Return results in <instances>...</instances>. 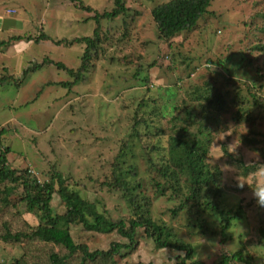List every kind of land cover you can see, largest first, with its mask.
<instances>
[{
	"label": "rangeland",
	"instance_id": "374dc122",
	"mask_svg": "<svg viewBox=\"0 0 264 264\" xmlns=\"http://www.w3.org/2000/svg\"><path fill=\"white\" fill-rule=\"evenodd\" d=\"M82 1L94 11L81 9L73 0H0V78H9L0 81V129L7 131L0 138V151L10 148L8 165L29 170L41 182L48 181L57 168L67 185L95 202L100 211L128 220L132 211L127 197L108 184L116 156L124 152L123 167L138 169L136 177L129 172L127 178L141 180L136 192H145L152 218L172 224L192 242L193 259L212 264L223 252L245 248L256 263H264V206L257 204L251 188L257 179H264V102L256 105L251 96L247 102L250 92L264 99V0H212L209 12L194 29L169 40L160 38L151 12L169 0H124L130 7L126 13L100 21L107 37L102 36L98 53L92 57L88 79L62 86L59 82L74 77L55 62L78 68L86 44L58 45L55 41L93 35L95 11L115 7L114 0ZM42 32L52 40L26 39ZM18 36L24 38L15 39ZM42 62L40 69L24 77L26 68ZM205 84L228 92L227 99L236 98L238 103L230 101L222 113L205 110L192 100L191 93ZM243 105L251 120L238 122ZM186 108L195 121L188 127L191 142L196 139L205 146L206 161L222 172V204L235 208L242 203L243 217L232 223L225 239L209 231L193 232L196 229L184 211L173 215L171 209L180 200L169 198L172 190L165 195L155 193L156 173L148 161L149 149L158 145L161 154L167 151L170 137L185 125ZM201 128L204 132L197 134ZM237 160L256 168L245 175ZM241 181L243 187H237ZM20 186L16 185L19 193ZM51 206L54 214L67 210L58 193ZM200 215L210 225L217 224L211 212ZM4 222L13 232H31L40 223L22 203L6 206L0 199V232L5 230ZM69 228L75 242L91 250L109 249L114 241L128 242L116 231H88L81 223H71ZM136 240L132 250L114 255V264H176L177 255H184L156 248L144 228L137 229ZM52 252L63 256L67 251L38 239L2 241L0 260L9 264L23 258L47 264ZM69 261L83 264L79 253Z\"/></svg>",
	"mask_w": 264,
	"mask_h": 264
},
{
	"label": "trees",
	"instance_id": "16d2710c",
	"mask_svg": "<svg viewBox=\"0 0 264 264\" xmlns=\"http://www.w3.org/2000/svg\"><path fill=\"white\" fill-rule=\"evenodd\" d=\"M73 1H76V5L83 10L94 11L91 6L85 5L82 0ZM114 3L115 7L110 11L106 10L102 13L95 11L93 17L97 25L94 28L93 35L76 37L71 40L61 38L55 41L58 45H72L76 42L86 44L78 68H69L62 62H55L59 69L67 71L74 77L72 81L59 82L62 86H72L78 81L84 82L88 79L87 72L92 64V57L98 53L97 48L102 42V36L104 39L107 37V34L103 30L101 31V19L116 18L130 9L124 0H114ZM211 3L212 0H169L156 5L151 12L159 29L160 38L169 40L182 31L194 29L199 19L209 12ZM26 37V39L34 40L35 42L52 40L44 32L36 37L30 35ZM23 38L18 36L15 39L22 40ZM258 48L263 49L262 46ZM44 62L40 64L33 63L31 67L26 68L24 77L26 78L31 72L40 69ZM262 75L260 76L263 77ZM7 79L9 80L6 77L0 78V81L6 82ZM262 86V84L259 85V87ZM191 93L194 97L192 100L200 103L205 110L217 113L225 111L230 101L238 103L236 98L228 100V92H222L213 84H205V87L195 88ZM250 93L252 94L247 95V102H249V97L251 96L254 104L263 105L264 99L260 100L255 93ZM245 106H241L239 110V116L236 118L238 122L251 120L249 113L243 110ZM185 115V125H182L177 130L176 136L170 137L169 146L165 153L161 154L158 145H152L149 149L150 156L148 161L154 167L156 173L155 178H153L156 186L155 193L157 195H165L167 191L172 190L169 198L180 200L171 209L173 215L177 216L184 211L187 221L193 227V230L196 229L193 232L205 233L209 231L212 234L223 235V239H225L232 223L236 219L243 217L242 203L239 202L235 208H227L222 204L221 199L224 192L222 180L220 181L222 172L219 167H211L206 161L207 148L205 146L199 145L196 139L191 142L188 127L195 121L190 109H185ZM6 132L5 128H1L0 138ZM202 132L204 130L201 128L197 131V134ZM246 140L253 142L255 138H247ZM9 151L10 148L8 147L0 151V199L6 206L14 205L16 207L18 203H22L25 211L35 214L40 223L31 232H13L8 225L9 223L4 222L3 229L5 230L0 232V246L2 241L12 244L24 242L26 238L38 239L63 246L67 251L63 256L52 252L49 257L50 262L47 264H71L69 258L77 253L81 255L83 264H114V255L119 254L122 249L132 250L137 242V229L144 228L145 234L153 239L156 248H170L184 252V255H177L178 261L176 264H208L202 260L193 259L195 254L193 243L181 237L172 224L152 218L145 192L143 190L136 192L137 188L141 186V180L131 182L127 178L129 172L133 177H136L138 169L134 165H129L126 169L123 167L126 161L123 156L124 152L118 153L116 156L112 170V181L108 182V184L120 190L127 197L132 211L128 220L112 218L106 211H100L95 202L82 197L77 190L71 189L67 185L65 175L57 168H53L50 179L44 182H41L37 176L32 175L27 169L18 171L16 168H12L7 163ZM237 163L238 168L245 175H248L251 170L256 168L254 165H245L241 160H237ZM162 177L165 178L164 182L160 181ZM17 184L22 185L20 186L22 187L21 193L18 192V189L16 190ZM167 188L168 190H166ZM55 193L60 195L67 207L64 214H54L53 212L51 202ZM206 212L213 214L216 219V225H210L207 218H201L200 213ZM71 223H81L84 229L88 231L103 233L116 231L127 238L128 242L114 241L109 249L91 250L87 244L75 242L69 228ZM254 258L251 251L241 248L230 253L223 252L221 259L212 264H258L254 261ZM0 264L7 263L0 260ZM9 264L46 263H28L23 258H15Z\"/></svg>",
	"mask_w": 264,
	"mask_h": 264
},
{
	"label": "clouds",
	"instance_id": "9594fccd",
	"mask_svg": "<svg viewBox=\"0 0 264 264\" xmlns=\"http://www.w3.org/2000/svg\"><path fill=\"white\" fill-rule=\"evenodd\" d=\"M261 176L264 177V170L261 171ZM243 182H238L237 187H243ZM251 188L256 202L260 206H264V179H257L254 184H251Z\"/></svg>",
	"mask_w": 264,
	"mask_h": 264
}]
</instances>
